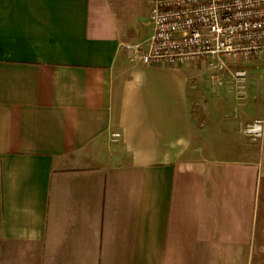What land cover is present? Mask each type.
Returning <instances> with one entry per match:
<instances>
[{"label":"crops","instance_id":"obj_1","mask_svg":"<svg viewBox=\"0 0 264 264\" xmlns=\"http://www.w3.org/2000/svg\"><path fill=\"white\" fill-rule=\"evenodd\" d=\"M151 7L0 0V264H264V57L146 66Z\"/></svg>","mask_w":264,"mask_h":264},{"label":"built area","instance_id":"obj_2","mask_svg":"<svg viewBox=\"0 0 264 264\" xmlns=\"http://www.w3.org/2000/svg\"><path fill=\"white\" fill-rule=\"evenodd\" d=\"M151 22L148 50H137L146 66L204 63L214 73L212 82L221 85L220 73L233 63L264 57V0H152ZM233 79L242 91L247 71H236ZM244 133L260 141L264 121L247 125Z\"/></svg>","mask_w":264,"mask_h":264},{"label":"rangeland","instance_id":"obj_3","mask_svg":"<svg viewBox=\"0 0 264 264\" xmlns=\"http://www.w3.org/2000/svg\"><path fill=\"white\" fill-rule=\"evenodd\" d=\"M142 47H139L138 49H136V47H132L131 49L133 50V53L135 54V57L137 58L138 57V53H137V50H140V51H143L142 49H141ZM138 59V58H137ZM248 81V80H247ZM239 92V94H241V91L239 90L238 91ZM245 129V128H244ZM251 140V139H250Z\"/></svg>","mask_w":264,"mask_h":264}]
</instances>
